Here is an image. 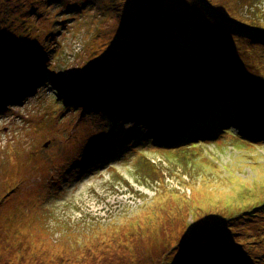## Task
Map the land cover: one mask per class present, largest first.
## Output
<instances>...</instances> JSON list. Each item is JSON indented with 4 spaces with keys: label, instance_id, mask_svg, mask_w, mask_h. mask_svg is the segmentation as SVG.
Wrapping results in <instances>:
<instances>
[{
    "label": "rangeland",
    "instance_id": "1",
    "mask_svg": "<svg viewBox=\"0 0 264 264\" xmlns=\"http://www.w3.org/2000/svg\"><path fill=\"white\" fill-rule=\"evenodd\" d=\"M146 1L0 0L8 31L0 59V264H264V143L250 145L237 127L187 132L201 138L185 140L178 127L215 126L216 116H203L207 97L197 96L214 79L222 83L214 96L224 102L225 88L236 99L220 112L223 121L239 113L264 126L250 118L264 113L255 93L264 86V39L239 24L264 23V0L186 5L198 11L213 2L231 17L234 8L238 15L216 26L239 46L190 50L186 61L197 71L170 65L173 79L135 67L143 52L130 48L139 44L118 40L127 16L149 19ZM178 1L160 0L156 21L189 14ZM96 72L109 75L97 87ZM156 89L163 92L154 108ZM174 137L172 147L162 145Z\"/></svg>",
    "mask_w": 264,
    "mask_h": 264
},
{
    "label": "trees",
    "instance_id": "2",
    "mask_svg": "<svg viewBox=\"0 0 264 264\" xmlns=\"http://www.w3.org/2000/svg\"><path fill=\"white\" fill-rule=\"evenodd\" d=\"M159 2L160 0H147L145 2L146 5L150 8V12H151L149 19L144 20L145 22H143L140 18L136 16L135 17L127 16L129 20L126 19V29H124V26L120 24H119L120 27L117 29V35H119L118 37L119 42L132 43L134 41L133 43L139 44L140 47L137 46L134 47L133 45H131L130 51L132 52V54H135L136 52H143L137 58V60H135L134 63L135 67L139 65L141 67H144L145 69L147 68L148 73L150 74L154 72L157 73L159 77H162L164 79L167 78L173 79L174 78L173 76H169L172 75L168 70V67H171L170 65L179 66V68L187 66V68L189 67L190 73L197 71L196 69L197 66H193V67L189 66V65H198L197 62H190L188 64V62L186 61L188 60V54L191 53L190 50L193 49L200 50V48L204 49V47H207L208 45L213 47L215 45H220L221 43L224 44L226 42L229 43L231 41L235 42L234 44L235 47L239 46V44L235 41L236 39L235 36L229 37V34L222 32L218 28L219 26L218 25L216 26V23H218L219 21L223 22V21H229V19H234L233 17L238 15V12L234 8L231 7V13L229 12L232 16L234 15L233 17H231L228 14H226L228 13L227 10H223L222 8L216 9L215 7L217 5L214 4L213 2L212 3L210 2V4L206 2L203 7L197 9L198 11H194L195 10L194 8L186 10V5L190 3L192 6H194L196 4H199V0H186V1L182 0V2L184 3L182 12L189 11V14L186 13L183 17H178L175 11H172L170 13L167 12L168 22L164 23L162 21H156V8ZM235 20L238 21L237 19ZM260 20L258 21L255 20L254 22L256 23H248L242 20L240 21L239 24H242V28L244 29L240 28V30L245 34L250 35V37L252 38L264 39V35H262V33L264 32L262 33L255 32V30L263 29L262 24L264 25V23ZM231 24L235 25L233 21ZM198 25H200L199 29L197 27ZM154 26H156L155 29L153 28ZM129 27L132 28H130L128 31ZM174 31L175 34L178 35V37H175L176 41H174L173 39ZM7 32L8 31L6 27L0 26V59L1 58L3 59V54L5 49L2 44H4L5 36ZM188 32L189 34H193L192 32H194V34L191 35L193 39H189V37L187 36ZM131 43H127L126 45L129 46ZM143 43L145 45L144 46L145 50H142L143 47H141ZM161 49L163 51H159ZM166 51H169L168 52L169 54L166 53ZM156 54L160 56L158 59H156ZM107 74L108 73L105 74L97 73V72L94 73L91 77L92 78L91 83L96 86H99L101 83L100 81L103 78L105 80L107 79V77L109 76ZM155 78L156 77H154L152 80H155ZM110 79H112V77H110ZM104 83H107V81L106 82L104 81ZM219 85H222V83H220L216 79L212 81L210 80V84H208L210 88L206 87L210 89V92L207 91L208 92L207 95L199 94L197 96L205 95L204 97L212 99L215 95V94L213 95V93L216 91L215 88ZM260 88L261 89L256 90L255 93L260 94L259 99L264 101V89H262L264 88V86H260ZM211 90L213 93L211 92ZM228 97H229L228 95H225L224 98H228ZM188 98H189L188 95H186L185 101ZM78 99L81 100L82 98L78 97ZM216 101H219V98H217ZM168 105L170 106V104ZM170 113H173L172 110ZM210 113H209L210 115L209 118L213 117L212 115H215L214 110H212V112ZM207 124L208 123H206V125ZM198 126L200 128L203 127L202 125H198ZM19 240L20 238H18L17 242ZM19 256L21 257V259L31 260L26 258L22 253ZM235 260H237V257ZM38 261L40 264H48L40 260H36V263L34 264H37ZM55 263L56 262H54L53 264ZM56 264H75V263L68 260L64 262L61 261Z\"/></svg>",
    "mask_w": 264,
    "mask_h": 264
},
{
    "label": "bare ground",
    "instance_id": "3",
    "mask_svg": "<svg viewBox=\"0 0 264 264\" xmlns=\"http://www.w3.org/2000/svg\"><path fill=\"white\" fill-rule=\"evenodd\" d=\"M176 7H184V3L182 2V0H179L178 1V3H177V5H176ZM123 78V77H122ZM126 81V83L128 84V85H132L128 80H125ZM123 82H124V78L122 79V81H120V83L119 84H123ZM57 87L56 88H61V85H59V84H57L56 85ZM61 91H63V89L61 90ZM204 91H208V92H210V89H208V88H204ZM156 92H157V94H159V93H161V92H163V89H156ZM211 92H212V90H211ZM213 93V92H212ZM215 94V92L213 93V95ZM102 102H104V101H102ZM150 102V101H149ZM216 103V102H215ZM150 104H152L153 105V107L154 108H157V102H150ZM181 108H182V105H181ZM240 113H244L243 111H240ZM157 114H160V113H157ZM180 114V112L178 113V115ZM169 114H164V115H162V118H164V117H166V116H168ZM161 116V115H160ZM176 116V115H175ZM203 116H205L204 114H203ZM171 118V117H170ZM169 118V119H170ZM166 119V118H165ZM182 119H184L183 118V116H181V115H179V120L181 121ZM152 120H155V117H153L152 118ZM170 121V120H169ZM259 122H264V119H263V117H259ZM264 124V123H263ZM257 128V127H256ZM189 135L187 134V133H185V140H187V137H188ZM188 142H190V141H187V143ZM182 143V142H181ZM239 155V153H237L236 154V156H238ZM251 161L252 160H248V159H246V162L247 163H251ZM88 168V167H87ZM249 173L251 174V175H254V171H249ZM256 174V173H255ZM257 175V174H256ZM258 207H259V205H258ZM247 209V208H246ZM244 223V222H243ZM12 239H17V238H12Z\"/></svg>",
    "mask_w": 264,
    "mask_h": 264
}]
</instances>
